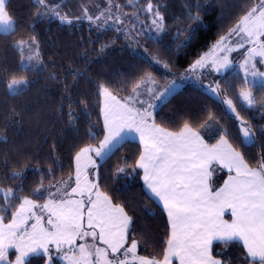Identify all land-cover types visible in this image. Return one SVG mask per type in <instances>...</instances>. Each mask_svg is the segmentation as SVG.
I'll use <instances>...</instances> for the list:
<instances>
[{"label": "snow or ice", "instance_id": "1", "mask_svg": "<svg viewBox=\"0 0 264 264\" xmlns=\"http://www.w3.org/2000/svg\"><path fill=\"white\" fill-rule=\"evenodd\" d=\"M8 2L0 0V35L4 36L15 34V22L6 10ZM33 3L36 22L58 20L62 25H71L74 21L87 19L98 29L112 22L120 25L115 29L117 32L123 30L126 37L137 44V37L143 34V30L137 31L135 25L128 29L125 24L126 18L131 20L134 17L139 21V10L124 12V5L118 0H105L103 8L99 4L93 5L100 9L95 15L82 4L80 16L62 14L60 6L53 5L50 0H33ZM127 5L136 8V0H127ZM194 7L195 13L189 11L188 19L199 24L198 0ZM144 10L150 14L149 29L154 27L157 35L163 33L166 24L161 5L148 0ZM180 34H183L182 29L178 31ZM195 35L196 29L190 28L185 41L177 45V50L191 43ZM234 35L240 37L235 42L236 47L251 45L240 65L244 77L237 99L248 108L259 106L264 110V100H258L252 91L253 87L264 91V71L257 67L258 64L264 65V0L250 7L241 5L235 24L218 38L209 53L200 56L190 67L195 71L210 65L216 72L230 68L232 61L227 53L234 50L231 43ZM12 47L21 53V71L45 70L36 35H32L30 40H18ZM151 60L161 64L155 57ZM163 67L168 69L170 66L164 63ZM71 74L74 78L80 75L76 72ZM50 78L56 77L52 75ZM28 84L27 79L13 77L5 87L9 94L15 96L21 94ZM153 84L152 73L145 72L133 82L123 102L113 96L104 84L98 85L104 97L105 134L98 147L86 145L75 151L74 181L69 175L68 179L45 185L46 177L53 175L50 168L41 175L39 184L32 190L31 196L35 199L17 197L13 188L0 187V264H28L30 253L40 258L47 256L45 264H51L52 256L59 253L68 264H174V260L179 264H264V146L260 147L256 166L252 167L245 155L229 142L227 129L221 130L217 142L209 146L187 122L179 133L157 126L154 119L150 122V118L151 110L158 105L148 102L145 107V101L139 97L150 95L152 100L162 102L175 86V81L162 91L150 87ZM231 87L226 85L225 92H221L217 82L216 87L209 86V90L218 98L223 97V103L240 122V145L245 148L255 146L258 133L264 135V126L254 128L241 117L233 100L226 98V91ZM81 103L86 110V102ZM136 104L141 107L137 108ZM10 115L20 114L13 109ZM68 116L72 123L75 116L71 104ZM131 132L139 134L143 150L131 172L117 168L114 175L124 173L128 177L142 169L148 189L163 202L170 231L161 252L162 259L137 254L140 242L135 238L133 216L124 207L113 204L111 197L100 191L99 183L89 180L84 172L88 165L95 168L97 160L110 157ZM87 135L89 139H96L91 125ZM214 165L226 168L229 173L223 185L215 189L209 183L216 171ZM233 172L235 175H231ZM21 175V172L13 171L8 178L19 179ZM17 199L20 201L18 206L15 205ZM38 200L44 202L38 203ZM226 209L231 212L228 220L223 218ZM9 212L10 222L4 224ZM29 221H34L30 231ZM216 245L221 246V253L214 255ZM233 245H242L241 255L235 262L219 258ZM51 246L55 247V253H52ZM10 255L15 259H9Z\"/></svg>", "mask_w": 264, "mask_h": 264}, {"label": "trees", "instance_id": "2", "mask_svg": "<svg viewBox=\"0 0 264 264\" xmlns=\"http://www.w3.org/2000/svg\"><path fill=\"white\" fill-rule=\"evenodd\" d=\"M101 1L50 0V3L59 5L62 14L80 16L82 4L95 15L100 9L93 5ZM118 2L124 5L123 11L139 10L141 19L147 18L148 12L144 9L148 0H136V8L128 6L127 0ZM152 2L161 5L166 30L159 35L143 33L137 37V44L129 40L123 30H115L120 25L98 29L87 19L71 25H62L58 20L36 22L33 0H9L6 10L15 22V34L0 35V136L4 137L0 139V187L13 188L17 197L35 198L31 196L32 190L50 168L53 175L46 177L45 185L65 179L73 172L75 151L98 144L104 135L98 85L104 84L115 96L124 99L133 82L145 72H151L154 79L164 84L191 66L235 24L241 5L250 7L259 0H198L199 24L188 19V12L196 11L197 0ZM190 28L196 29L192 42L177 50ZM181 29L183 34L178 35ZM32 35H36L45 65L42 72L21 71V53L12 47L14 42L30 39ZM152 57L161 64L153 63ZM164 63L170 67L165 69ZM235 68L234 65L226 70L214 84L208 83V87L204 82L200 86L191 82L184 85L155 109L153 119L157 125L171 131H178L187 122L208 143H214L220 131L227 129L229 142L255 167L257 154L264 146V135L258 133L255 146L242 147L240 122L228 112L223 97L218 98L209 90V86L216 87L217 82L221 92H225L226 85H231L226 98L233 100L241 117L254 128L264 126V110L259 106L248 108L237 99L244 76ZM72 72L80 75L74 78ZM52 75L56 78H50ZM13 77L29 81L27 88L15 96L5 87ZM252 91L258 100H264V91L257 87ZM81 101L86 102V110ZM70 104L75 116L72 123L68 116ZM13 109L20 115L12 117ZM90 125L96 139H89L87 135ZM141 150L139 142L125 139L110 157L99 162L97 182L113 204H119L133 216L135 238L140 242L137 254L162 259L161 252L170 231L164 209L144 189L141 169L128 177L124 173L114 175L117 168L131 172ZM13 171L21 172V177L9 179ZM218 172L222 174L220 178H224L225 172ZM19 202L17 199L15 205ZM4 222H10V212ZM241 249L242 245H233L219 258L235 262ZM216 253H221L220 245L214 247V255ZM45 261V256L40 258L34 254L28 258V264H45Z\"/></svg>", "mask_w": 264, "mask_h": 264}, {"label": "rangeland", "instance_id": "3", "mask_svg": "<svg viewBox=\"0 0 264 264\" xmlns=\"http://www.w3.org/2000/svg\"><path fill=\"white\" fill-rule=\"evenodd\" d=\"M87 1H89V0H87ZM259 3V2H258ZM100 4V8H103L104 6H105V0H102L101 1V3H99ZM123 11V10H122ZM124 12H127V11H124ZM129 13H134V12H129ZM125 24H126V26L128 27V28H132V26L133 25H135V27H136V29L138 30V31H140V30H143V33L144 34H146V35H154V33L155 34H157L156 33V31H155V29H154V27L153 28H151V30L149 29V26L151 25V18H150V14L148 13V16H147V18L146 19H144V20H142L141 19V17L139 16V21H137L134 17L131 19V20H128L127 18H126V20H125ZM108 25H113L112 24V22H109V24ZM227 33V32H226ZM225 33V34H226ZM31 39V38H30ZM30 39H23V40H30ZM240 40V37L239 36H233L232 37V41H231V43H232V45H233V48H234V50L233 51H231V52H229V53H227V55L229 56V59L232 61V66L233 65H235V69H237V70H239V71H241L242 72V74H243V76H244V71H243V69L240 67V65L243 63V58H244V54H245V52H246V50L249 48V47H251V45H249V44H245L244 45V47H236L235 46V42L236 41H239ZM217 41H215L211 46H210V48L207 50V51H205L202 55H204V54H206V53H209V50L212 48V46L216 43ZM25 55H27V51H25V53H24ZM255 59L256 60H259L260 59V57H255ZM231 66V67H232ZM230 67V68H231ZM257 67L258 68H260V70L261 71H264V65H257ZM229 69V68H228ZM227 69H222L221 70V72H216V71H214V70H212L211 69V66L209 65L208 67H206V68H203V69H201V68H196L195 69V71H193L192 69H191V67L189 66L186 70H184L182 73H180L179 75H176V76H173L171 79H169L168 81H166L164 84H161L159 81H157L156 79H154L155 80V84H153V85H150V87H153V88H155V89H158V90H163V89H166V88H168L171 84H172V82L173 81H175V86L171 89V91H169L167 94H166V96L163 98V101H165L171 94H173L176 90H178V89H180L181 87H183L184 85H186V84H188L189 82H191V83H193V84H195V85H197V86H200V85H202V82H204V86H207L208 87V83H215L216 82V80H217V78L220 76V75H222L225 71H226ZM22 78V77H21ZM21 78H17V79H21ZM24 79H26V78H24ZM207 83V85H205ZM109 92H111L110 90H109ZM111 94L113 95V96H115V94H113L112 92H111ZM118 100H121V102H123V99H120L119 97H117V96H115ZM139 99H141V100H144L145 101V103L146 102H151V103H155V104H157L158 106L163 102H161V101H155V100H152L151 99V96L150 95H141L140 97H139ZM146 106H147V104H146ZM145 106V107H146ZM157 106V107H158ZM225 106H226V109L228 110V112L230 113V114H233L230 110H229V108H228V106L225 104ZM103 107H104V97H103V95L101 94V110L103 109ZM156 107V108H157ZM155 108V109H156ZM154 109V110H155ZM154 110H151L152 111V113L154 112ZM102 113V112H101ZM234 115V114H233ZM102 119H103V113H102ZM104 125V124H103ZM239 126H240V124H239ZM105 134V133H104ZM104 136V135H103ZM102 139H103V137H102ZM101 139V140H102ZM93 147H98L99 146V143L98 144H95V145H92ZM93 158L94 159H96L95 158V156H94V154H93ZM99 160H97V166H98V164H99ZM73 172L71 173V174H68V175H66L65 176V179H68V177H69V175H71L72 176V178H73V181H74V178H75V162H73ZM84 172H85V174L88 176V179L89 180H94V181H96L97 182V167H93V166H91V165H88L85 169H84ZM93 173H96V175H93ZM216 178V177H215ZM214 178V179H215ZM216 183V182H215ZM73 186H74V183H73ZM54 190V189H53ZM101 191V190H100ZM102 192V191H101ZM32 199H35V198H32ZM38 203H43L44 201L43 200H38L37 201ZM38 211V210H37ZM3 223L4 224H7V223H9V222H4L3 221ZM32 223H34V221H29V231L31 230V228H30V225L32 224ZM46 227H47V225H45ZM78 243H79V241H78ZM100 246H104V245H100ZM67 246H65V248H66ZM40 252H42V250H39ZM51 251H52V253H55V247L54 246H51ZM10 252H14V250H10ZM33 254H29V257L30 256H32ZM11 256H9V259H12V260H14L15 258H10ZM15 257V256H14ZM28 257V258H29ZM46 257V260L48 259L47 258V256H45ZM62 257V253H59V254H54L53 256H52V260H51V264H68V261L67 260H65V259H62L61 258Z\"/></svg>", "mask_w": 264, "mask_h": 264}, {"label": "crops", "instance_id": "4", "mask_svg": "<svg viewBox=\"0 0 264 264\" xmlns=\"http://www.w3.org/2000/svg\"><path fill=\"white\" fill-rule=\"evenodd\" d=\"M234 66V65H233ZM232 66V67H233ZM230 69V68H229ZM228 70V69H227ZM148 102H146L145 103V105L144 106H146V104H147ZM136 107L137 108H140L141 106H140V104H136ZM155 111V110H154ZM154 113V112H153ZM153 113H152V117L150 118V122H151V120H153ZM157 125V124H156ZM157 126H159V125H157ZM159 127H161V126H159ZM161 128H163V127H161ZM163 129H165V128H163ZM182 129V128H181ZM181 129H179L178 131H171V130H168V129H165L166 131H170V132H173V133H179L180 132V130ZM192 130L193 131H195V132H197V133H199L197 130H195V129H193L192 128ZM200 134V133H199ZM201 135V134H200ZM201 137H202V135H201ZM203 138V137H202ZM126 139H131V140H135V141H137V142H139L140 143V140H139V134L138 133H135V132H131L129 135H128V137L126 138ZM204 139V138H203ZM219 139V138H218ZM204 141H205V143L206 144H208L209 146H211V145H213V144H215L216 142H217V140L214 142V143H208V142H206V140L204 139ZM140 145H141V148H142V150H143V145L140 143ZM142 150H141V152H142ZM214 167L216 168V171H214L213 172V174H212V176H211V178H210V180H209V183H210V185L212 186V188L213 189H215L216 187H219V186H222L223 185V181L224 180H226L227 178H228V175H229V173H228V170L226 169V168H222L221 166H219V165H214ZM141 171H142V181H143V186H144V189L146 190V192L154 199V200H156L160 205H161V207L164 209V207H163V202L162 201H159V198L158 197H155V195L154 194H152L151 193V190L150 189H148V187H147V185H146V183H145V181L143 180V170L141 169ZM218 171H223V172H225V175H224V178H220V176L222 175L220 172H218ZM231 175H235V172H233V173H231ZM216 177V178H215ZM215 178V179H214ZM216 182V183H215ZM164 211H165V213H166V210L164 209ZM166 216H167V213H166ZM224 219H226V220H228V219H230L231 218V212H230V210H225V213H224V217H223ZM167 219H168V217H167ZM174 264H179V261L178 260H174Z\"/></svg>", "mask_w": 264, "mask_h": 264}, {"label": "bare ground", "instance_id": "5", "mask_svg": "<svg viewBox=\"0 0 264 264\" xmlns=\"http://www.w3.org/2000/svg\"><path fill=\"white\" fill-rule=\"evenodd\" d=\"M200 58V57H199Z\"/></svg>", "mask_w": 264, "mask_h": 264}]
</instances>
